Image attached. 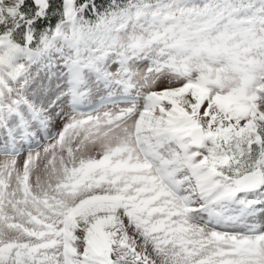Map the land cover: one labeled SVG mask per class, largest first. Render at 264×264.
<instances>
[{"label":"snow or ice","instance_id":"1","mask_svg":"<svg viewBox=\"0 0 264 264\" xmlns=\"http://www.w3.org/2000/svg\"><path fill=\"white\" fill-rule=\"evenodd\" d=\"M0 264H264V0H0Z\"/></svg>","mask_w":264,"mask_h":264}]
</instances>
